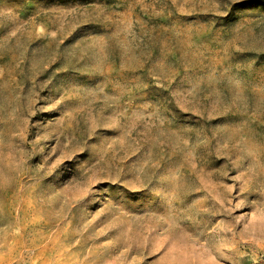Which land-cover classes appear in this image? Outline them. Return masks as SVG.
<instances>
[{
    "label": "rangeland",
    "instance_id": "1",
    "mask_svg": "<svg viewBox=\"0 0 264 264\" xmlns=\"http://www.w3.org/2000/svg\"><path fill=\"white\" fill-rule=\"evenodd\" d=\"M0 264H264V0H0Z\"/></svg>",
    "mask_w": 264,
    "mask_h": 264
}]
</instances>
